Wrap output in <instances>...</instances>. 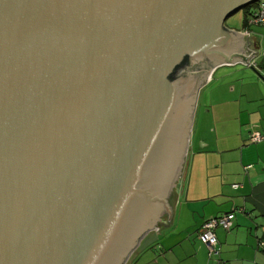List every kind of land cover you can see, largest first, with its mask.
I'll return each instance as SVG.
<instances>
[{
    "label": "water",
    "instance_id": "95a60500",
    "mask_svg": "<svg viewBox=\"0 0 264 264\" xmlns=\"http://www.w3.org/2000/svg\"><path fill=\"white\" fill-rule=\"evenodd\" d=\"M257 1L0 0V264H124L171 221L200 90L259 53L226 21Z\"/></svg>",
    "mask_w": 264,
    "mask_h": 264
},
{
    "label": "crops",
    "instance_id": "0c3cea01",
    "mask_svg": "<svg viewBox=\"0 0 264 264\" xmlns=\"http://www.w3.org/2000/svg\"><path fill=\"white\" fill-rule=\"evenodd\" d=\"M254 34L243 36L247 56L248 40L255 48ZM215 115L211 111L213 128L206 117L205 133L192 143L187 182L171 221L167 217L145 235L129 264H264V141H250L254 130L264 132V115L238 119L233 129L226 114ZM231 212L230 227L216 229L217 252L211 254L199 233L209 219Z\"/></svg>",
    "mask_w": 264,
    "mask_h": 264
},
{
    "label": "rangeland",
    "instance_id": "374dc122",
    "mask_svg": "<svg viewBox=\"0 0 264 264\" xmlns=\"http://www.w3.org/2000/svg\"><path fill=\"white\" fill-rule=\"evenodd\" d=\"M247 9H241L231 15L226 21V27L241 32L246 29ZM255 48L260 55L257 56L258 68L249 66L245 62H239L233 65H222L216 68L211 78L200 90L195 109L192 129L190 133V147L186 162L177 180V186L169 196V205L173 209L177 195L182 192L183 186L187 182L189 166L192 156L190 150L192 143L198 141L201 133H205L203 125L205 118L208 117V128H213L211 120V111L217 116L222 112L229 117V127L233 129L238 127V119L247 121L251 114L264 115V27L254 26ZM254 48V49H255ZM209 111V114L206 112ZM215 115V116H216ZM212 123V124H211ZM208 130V129H207ZM206 130L207 136L212 133ZM169 217L165 210L162 214L159 224ZM140 247L138 245L137 249ZM136 249L129 255L124 264H129L131 256Z\"/></svg>",
    "mask_w": 264,
    "mask_h": 264
},
{
    "label": "built area",
    "instance_id": "2783aa9c",
    "mask_svg": "<svg viewBox=\"0 0 264 264\" xmlns=\"http://www.w3.org/2000/svg\"><path fill=\"white\" fill-rule=\"evenodd\" d=\"M254 26L264 27V0H259L257 5L251 8L246 20V29L239 33L244 34L243 35L244 37L250 38L254 34V31L252 30ZM258 55L260 54L256 53L255 55L252 56L249 62V66L255 68L259 67L256 61ZM250 141L252 143L263 142L264 132L259 130H254L250 135ZM238 186H239L238 184L234 185L235 188H237ZM234 218H235V213L231 212L220 217L209 219L204 224L201 232L199 233V238L208 247L211 254L217 252L218 238L216 235V229L218 227H223L225 229H228ZM260 246L264 247V240L261 241Z\"/></svg>",
    "mask_w": 264,
    "mask_h": 264
},
{
    "label": "trees",
    "instance_id": "16d2710c",
    "mask_svg": "<svg viewBox=\"0 0 264 264\" xmlns=\"http://www.w3.org/2000/svg\"><path fill=\"white\" fill-rule=\"evenodd\" d=\"M257 3H258V1L246 7L247 16H248L251 8L255 7L257 5ZM189 63H190L189 56L185 55L184 58L182 59V61L174 68L172 73L169 75V78L171 80L178 78L180 76V74L189 66Z\"/></svg>",
    "mask_w": 264,
    "mask_h": 264
}]
</instances>
